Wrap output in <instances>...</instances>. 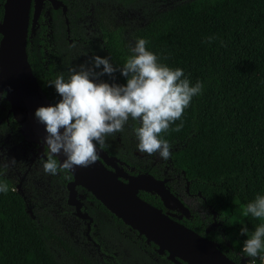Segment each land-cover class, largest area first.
I'll list each match as a JSON object with an SVG mask.
<instances>
[{"label": "trees", "instance_id": "16d2710c", "mask_svg": "<svg viewBox=\"0 0 264 264\" xmlns=\"http://www.w3.org/2000/svg\"><path fill=\"white\" fill-rule=\"evenodd\" d=\"M62 1L66 14L45 1L35 32L31 28L33 6L30 13L28 59L49 99L54 104L60 99L55 87L48 85L56 76L62 74L67 80L70 70L91 67L96 55L107 57L120 69L140 38L161 63L182 68L192 85L202 82V94L193 98L182 120L172 125L175 128L182 122V129L161 134L172 146L169 159L137 149L134 128L140 122L131 118L122 132L106 137L105 150L120 159L127 173L165 179L175 194L196 197L206 208L202 213L189 207V215L175 219L217 241L235 262L245 257L264 264L259 256L243 253L248 236L240 234L244 224L250 235L264 222L242 214L258 194L264 195V0H178L169 8L152 10L138 24L117 20L114 9L135 6L139 0ZM4 2L0 0V22ZM84 23L90 24L89 33ZM208 37L213 38L211 42ZM102 79L126 83L119 71ZM0 95L4 96L0 145L10 147L24 142V136L2 88ZM24 143L30 152L36 151V143ZM40 158L36 161L41 171L67 203V183L73 175L69 170L45 174ZM3 183L9 191L0 193V264H177L82 186L77 189L83 209L93 217L89 236L97 245L85 234L76 242L59 218L39 202L33 203L30 213L16 188L18 180L0 161ZM139 195L166 213L172 211L154 191L141 189ZM213 211L220 223L207 231ZM85 242L95 251L84 247Z\"/></svg>", "mask_w": 264, "mask_h": 264}, {"label": "clouds", "instance_id": "9594fccd", "mask_svg": "<svg viewBox=\"0 0 264 264\" xmlns=\"http://www.w3.org/2000/svg\"><path fill=\"white\" fill-rule=\"evenodd\" d=\"M212 39L208 37L207 42ZM147 43L138 39L120 69L107 57L96 55L91 67L72 69L67 80L61 74L49 82L60 99L35 111L36 120L45 125L47 133L42 141L46 158H40L45 174L55 176L58 172L95 164L99 159L97 145L105 149L106 137L122 132L129 118L140 122L134 132L141 153L158 154L163 160L171 157L172 146L161 134L182 129V122L175 128L172 125L182 120L193 98L202 94L204 85L199 81L192 85L182 68L161 63L157 54L146 47ZM117 71L126 78L125 84L102 79L105 75L114 77ZM3 99L0 95V101ZM61 154L65 159L58 162L55 157ZM8 191V184H0V193ZM242 214L264 221V195L258 194L243 208ZM240 234L248 236L243 253L264 260V222L250 235L244 224Z\"/></svg>", "mask_w": 264, "mask_h": 264}, {"label": "water", "instance_id": "95a60500", "mask_svg": "<svg viewBox=\"0 0 264 264\" xmlns=\"http://www.w3.org/2000/svg\"><path fill=\"white\" fill-rule=\"evenodd\" d=\"M46 0H5L4 14L0 22V88L5 90L11 111L19 122V130L24 141L36 143L39 156L46 157L45 144L42 142L47 133L45 125L35 118L40 106L54 105L39 84L28 59L27 40L32 14V31L35 32L39 16ZM54 8H62L64 14L67 5L62 0H48ZM68 23V19H66ZM70 31L68 27V32ZM98 161L88 168L69 170L73 175L67 183V203L75 207V215L87 221L89 233L93 217L83 210L82 196L77 186H82L94 194L109 210L125 223L146 236L148 241L157 244L160 254L167 252L168 258L182 264H246L247 258L240 263L231 259L221 250L220 244L181 221L175 214L166 213L139 195V190L154 191L164 206L189 215L190 208L166 184L165 179L148 173L131 175L118 165V157L110 155L105 149H99ZM63 162L65 157H57ZM213 222L207 231L218 226L217 212L213 211ZM89 238H91L89 236Z\"/></svg>", "mask_w": 264, "mask_h": 264}, {"label": "rangeland", "instance_id": "374dc122", "mask_svg": "<svg viewBox=\"0 0 264 264\" xmlns=\"http://www.w3.org/2000/svg\"><path fill=\"white\" fill-rule=\"evenodd\" d=\"M178 0H139L135 6H115V16L119 21L131 20L135 23H143L152 10H161L171 7ZM13 159L15 163H13ZM37 160V154L30 152L23 143L7 147L0 145V161L5 163L8 174L18 180L17 190L20 191L28 204V210L32 213V205L39 202L43 208H49L65 231L76 241L80 242L85 232L83 220H75L69 211L71 207L64 202L63 197L57 192L54 185L41 171ZM187 201H190L189 198ZM66 204V205H65ZM191 204L199 211H205L197 199H191ZM83 246L90 251V244L85 242Z\"/></svg>", "mask_w": 264, "mask_h": 264}, {"label": "flooded vegetation", "instance_id": "af4514ba", "mask_svg": "<svg viewBox=\"0 0 264 264\" xmlns=\"http://www.w3.org/2000/svg\"><path fill=\"white\" fill-rule=\"evenodd\" d=\"M84 25H85V27L86 28H88L87 29V32L89 33L90 32V24H87V23H84ZM24 142H26V141H24ZM24 142H21V143H23L24 145H25V143ZM28 143V142H27ZM30 144V143H29ZM31 144H33V143H31ZM38 146V145H37ZM37 146H36V151H35V153L37 154V157L39 156V154L37 153ZM33 152V151H32ZM115 156V155H114ZM40 157V156H39ZM118 165L120 166V167H122L121 165H120V159L118 158ZM123 168V167H122ZM131 175H133V174H131ZM161 179V178H160ZM67 197H68V193H67ZM179 197L184 201V203L186 204V205H188L190 208H192L193 210H197L196 208H194V206L191 204V199H197L196 197H186V196H184L183 194H180L179 195ZM189 198V200L190 201H187V199ZM67 201V200H66ZM198 202H199V200H198ZM200 203V202H199ZM68 204V203H67ZM69 205V204H68ZM70 207H71V209L72 210H70L69 212L70 213H72L73 215H75V207L74 206H71V205H69ZM201 206H203V205H201ZM205 207V206H204ZM208 208H210V206L208 207ZM84 210V209H83ZM85 211V210H84ZM202 213H204L205 211H201ZM170 213H172V214H175L174 216L175 217H178V216H180V212L179 211H177V210H175V209H172V211H170ZM76 216V215H75ZM77 217V216H76ZM77 218H79V217H77ZM80 219H82V218H80ZM83 220V222L85 223V226H86V229H85V232H84V234L89 238V233H87V221L85 220V219H82ZM89 240H91V241H93V239L92 238H89ZM93 243L95 244V242L93 241ZM95 245H97V244H95Z\"/></svg>", "mask_w": 264, "mask_h": 264}, {"label": "built area", "instance_id": "2783aa9c", "mask_svg": "<svg viewBox=\"0 0 264 264\" xmlns=\"http://www.w3.org/2000/svg\"><path fill=\"white\" fill-rule=\"evenodd\" d=\"M246 264H257V261L255 259L252 260L247 259Z\"/></svg>", "mask_w": 264, "mask_h": 264}]
</instances>
